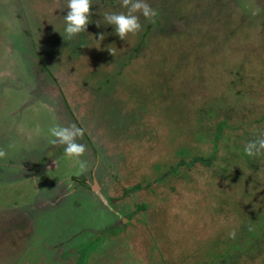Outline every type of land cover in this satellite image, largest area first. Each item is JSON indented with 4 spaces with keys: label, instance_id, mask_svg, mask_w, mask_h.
Segmentation results:
<instances>
[{
    "label": "rangeland",
    "instance_id": "374dc122",
    "mask_svg": "<svg viewBox=\"0 0 264 264\" xmlns=\"http://www.w3.org/2000/svg\"><path fill=\"white\" fill-rule=\"evenodd\" d=\"M147 3L66 41L64 0H0V264H264V0Z\"/></svg>",
    "mask_w": 264,
    "mask_h": 264
},
{
    "label": "clouds",
    "instance_id": "9594fccd",
    "mask_svg": "<svg viewBox=\"0 0 264 264\" xmlns=\"http://www.w3.org/2000/svg\"><path fill=\"white\" fill-rule=\"evenodd\" d=\"M99 3V0H96ZM119 5L125 8L127 11L120 13H105L103 15V21L106 25H111L114 28V33L122 41H125L129 34H136L141 30L140 17L137 13L141 14L146 20L153 21L157 16V11L147 3V0H118ZM93 4V0H64V7L66 8V15L61 18V29L56 27L61 36L70 41L79 34L86 32L87 26L90 22V10ZM97 26H100L99 22H96ZM104 36H100V40H103ZM114 56L115 50H109ZM36 134L40 133V129L37 126L35 129ZM48 132L53 139L50 143L53 145L59 144L64 146V154L70 160H73L79 165L80 171L86 170V162L80 158L84 156L87 151V146L82 143H78L77 139L82 138L84 135L83 129L71 124L67 127H61L59 125L52 126L48 129ZM244 152L247 156L253 157L260 155L264 152V138H258L250 140L244 146ZM6 152L0 149V158H4ZM71 187V184H69ZM236 232L229 233V238L235 239Z\"/></svg>",
    "mask_w": 264,
    "mask_h": 264
}]
</instances>
